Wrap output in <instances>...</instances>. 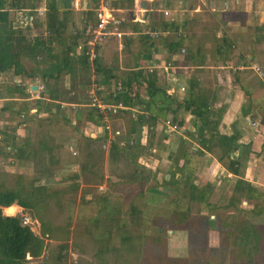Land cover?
<instances>
[{"label":"rangeland","instance_id":"rangeland-1","mask_svg":"<svg viewBox=\"0 0 264 264\" xmlns=\"http://www.w3.org/2000/svg\"><path fill=\"white\" fill-rule=\"evenodd\" d=\"M254 2H256L255 7L261 3L263 10L260 12L264 16V0H250L251 11L244 15L241 14L240 19L235 20V26L229 27L228 31L233 30L230 36L233 41L243 38L240 44L245 45L246 42L247 45H251L252 62L257 64L253 67L259 66L264 72V24H262L264 18L261 20L263 22L258 24L259 17L256 15L254 18L253 16ZM32 12H23L19 15L21 19L18 20L26 21V17ZM58 14L61 18L59 12ZM62 15L67 19L65 34L66 36L72 35L74 31L70 23L72 21L78 23L76 15L72 17L69 11L68 13L63 12ZM95 15L93 13L89 26H92L93 21L95 22ZM44 19L45 15L37 18L32 25L27 23L31 28L28 35L29 40L36 33L42 37L46 35L43 26ZM259 26L260 30H257ZM194 28H196V34L193 36V41L199 40L203 47H210L209 41L205 38V33L209 28L205 29L203 26L199 28L194 26ZM182 33L181 31L180 34ZM187 35L186 38L191 41L192 36ZM253 35L254 38H252ZM157 36L151 37L156 48H161L178 39L175 35H169L165 40ZM44 59V54L41 53L36 61ZM26 66L27 68L33 67V61H27ZM164 77L166 80H163ZM156 78L158 79L157 84L169 83L172 75L168 71V75L161 74ZM70 80L71 78L67 76L61 82L59 89L61 102L52 103L49 100L46 102L45 98L49 88L48 82L43 84L14 76L11 71L0 72L1 99L9 97L7 89L13 84L25 87L24 94H16L17 99L0 100V107L2 105L7 107L5 111L0 110V150L7 154L5 157H10L13 161L9 163L3 159L4 164L0 166V173H4V169L9 173L10 177L6 181L9 186L14 181L13 175H22L26 180L25 184L29 180H38L41 184H49L57 190L60 193V206L57 207L51 202L45 218L53 227L58 229L63 227L68 232L67 246L59 253L58 259L59 243L55 239H46L44 256L36 260L34 264H72L73 262L75 264H140L146 258L147 253L155 252L159 255L165 252L167 258L183 260L185 264H253L250 253L238 252V248L241 247L240 238L242 240L245 237L243 233L239 234L235 231L233 236L226 240L219 232L213 230L212 226L198 227V229L188 226L187 231L169 229L170 215L175 211L187 212L190 222L200 219L197 218L200 212L198 205L188 203V192L182 186L183 181H198L199 184L211 183L219 190L226 180L225 161L218 162L216 154L205 156L195 151L197 146L193 142L185 141L184 145L179 146L176 135L180 129L170 132L162 122L157 124L160 127L158 132L155 127L146 130L145 124L136 125L135 129L137 128L139 133L136 136L135 133L130 135L128 130L131 123L129 121L133 117L126 114L120 115V111L107 117L105 140L106 143L114 141L122 148V151L118 158L108 157L107 149L102 151V143L87 142L86 135H94V133L89 131L87 125L89 123L86 119L83 116L74 117L76 110L85 109V106L77 105L78 96L87 101L89 107H92L91 97L98 98L99 92L91 86L92 83L86 92L81 91L76 85L77 80L74 82ZM262 80L264 82V78ZM202 82L210 86L215 83L210 77L203 79ZM29 85L37 89L31 91ZM110 90L114 91L112 88ZM110 90L102 91V93L110 92ZM139 91L142 92V90L136 92ZM177 93L176 97L179 99L181 97L178 96L184 93V90L178 89ZM27 113L33 114L29 116ZM181 121L185 125V119ZM186 127H182L181 131ZM98 131L102 134L101 128H98ZM173 136L176 137L174 143L172 142ZM38 139H43L51 147L53 163L50 162V157L42 153L35 155L36 164L33 163L31 166L30 147H25L24 143L33 142L35 144ZM10 145H14L16 149L13 154L8 149ZM69 147L74 151V155L70 154ZM133 150L134 153L131 154ZM182 152L185 153L187 160L185 166H181L183 161L178 158ZM170 154L177 158L176 161L168 157ZM135 168L143 176L147 172L154 174V179L149 177L142 183L134 180L132 173ZM168 168L180 175H178L180 183L172 189L160 186L161 179ZM177 168H180V171L176 170ZM73 186H76V190L71 191ZM215 197L216 195L212 197V201ZM16 212L15 208L6 210L8 215ZM26 213L29 215V212ZM201 213L207 217L208 221L216 222L218 218L222 219L230 212L201 210ZM239 219L242 218L239 216ZM121 221L124 222L123 225L120 224ZM67 223L69 227H66ZM38 225L39 223L36 222L29 226L31 231L37 233L35 235L39 234ZM157 235L165 242L157 243L155 240ZM137 236L141 240L138 251L135 252L137 255L134 257L135 255L128 254L119 246L129 237L134 242ZM101 238H107L108 251L105 255L96 256V248L101 243L98 240Z\"/></svg>","mask_w":264,"mask_h":264},{"label":"trees","instance_id":"trees-1","mask_svg":"<svg viewBox=\"0 0 264 264\" xmlns=\"http://www.w3.org/2000/svg\"><path fill=\"white\" fill-rule=\"evenodd\" d=\"M96 5L97 0H95ZM118 5L123 9H132L133 0L115 2V7ZM41 6L45 8L43 26L46 35L42 37L36 33L29 40L28 35L31 32L30 24L27 25L26 21H19L21 19L19 15H22L25 11L26 13L29 11L32 12ZM64 13H68V11H64ZM58 15L56 0H0V72L11 71L14 76L37 80L43 84L48 82L49 88L46 97L52 103L60 101L61 93L59 89L61 82L67 76L71 78V82L77 80L76 85L81 91L86 92L90 85V65L86 55L88 49L86 46V37H82L76 33L66 36L67 19L62 14H60L62 16L61 18ZM92 16V12L85 13V20L90 22ZM150 16L155 17L156 14L151 12ZM126 21H129L128 17ZM153 23L157 24L156 18L149 24L150 27L155 28L156 25ZM94 24L95 22L93 21L91 25L93 26ZM160 24L163 29H172L174 32H184L187 28L186 24H182V26L167 22H160ZM124 26L122 23L120 28L123 29ZM133 30H136L135 27ZM215 30L216 27L213 30L211 38L215 48L211 51L210 58L216 62H223L228 59L233 40L226 35H223L221 39H216L214 37ZM186 36L188 35H180L177 40L169 43L167 48L168 58L184 53V55H181L182 61L195 67L193 73L188 77L185 89H183L184 96L178 99L167 94L165 90L158 86L154 72H143L141 68H138V64L135 61L138 59H149V55H144V52H147L153 46V43L149 39L140 35V50L143 54H139L134 59L130 71L116 72L115 70L105 69L101 66L97 58L92 62L94 67L93 72L98 76V79L95 80L97 84L107 85L111 79L120 81L119 88L112 92L102 93L100 100L104 105L120 104L122 109L119 111L136 107L141 113L139 117L144 118L145 116V120L140 119L135 124H146L150 129L156 127L158 123H165L166 121L179 128L182 125V121L178 119L179 113H188L191 117L190 125L192 131H184L179 139V146L189 141V143L193 142L197 146L196 151L201 154H216L218 162L225 161V171L233 178L237 177L241 159H237L238 155L236 152L238 149H242L241 155H247L250 145H239L236 135L226 131L223 123L225 106L215 108L213 105L215 97H211L210 100L205 97V91L200 88L201 82L198 74L201 72L200 68L203 66L204 55L207 51L204 49L201 41H190ZM78 45L82 46V50L77 54L74 62L70 58V52ZM41 53L44 54L45 59L36 61ZM27 61H33V67L27 68ZM139 89L144 90V99L136 93ZM24 90L25 88L23 86L13 84L12 87L7 89V96L10 97L18 93L24 94ZM77 105H83L85 109L76 110L74 117L83 116L89 123L87 125L90 132H96L97 128L102 129V134L97 135L94 139H90L86 135L87 142H100L103 144L106 141V130L103 129L104 126L101 122V116L96 113L94 107H89L87 101L80 96L77 98ZM245 114L246 112L243 113V115ZM107 144L108 157L118 158L122 148L114 141H110ZM24 145L27 148L30 147L29 153L33 152L34 157H36L35 149L38 148L42 152H47V155L50 157V162L53 161L51 147L43 139H38L35 144L33 142H27ZM8 148L10 151L15 150L14 145H10ZM262 148L264 150V141ZM106 149H102V151ZM2 152L0 150V155H7L5 153L3 155ZM133 153L134 150L131 154ZM168 157L175 161L177 159L174 158L175 156L173 154H170ZM178 158L183 161L181 166H185L187 161L185 153L182 152ZM176 170L180 171V168ZM132 175L134 180H138L141 183L147 181L149 177L154 179V174L147 172L143 176L139 174L137 168H135ZM176 176L177 173L168 168L161 179L160 186L170 189L176 187L180 183V179L177 180ZM9 177L7 173H0V264H34L36 260L44 256L46 239H55L59 243L58 259L59 253L67 246L66 238L68 232L63 227H59V229L53 227L46 220L45 214L51 202L57 207L60 206V193L49 184H41L38 180H29L25 184L26 180L22 175H13L14 181L9 186L6 183ZM33 181L36 182L34 183ZM230 184H233L231 189L228 187L231 191L230 195H220L217 200L212 201L211 197L214 192L213 186L210 183L199 184L198 181H183L182 186L188 192V203L198 205L200 212L197 218L200 219L190 222L191 220L188 219L187 212L175 211L170 215L169 229L187 231L188 226H192L195 229H198V227L203 228V226L206 228L212 226L213 230L219 232L224 239H230L237 227H239L235 215L241 211L240 194L246 189L248 193L247 197H254L252 186H246L244 181H238L236 179L235 181H230ZM74 190H76V186L71 187V191ZM12 205H16L22 210L29 212L30 218L39 223L38 235H35L29 226H22L19 217H7L1 214L2 208H7ZM201 210L207 212L219 210L225 212L231 211L232 214L226 215L222 219L218 218L216 222H213L208 221L207 217H204L201 213ZM251 212L256 215L260 214L264 212V206L257 202L253 205ZM4 213L6 214L5 211ZM201 214L203 217H200ZM120 224L123 225L124 222L121 221ZM66 227H69V223L66 224ZM245 237L251 243L248 246L245 245L238 248V252L242 254L250 253L253 264H262L264 262V225L250 224L248 227V236L245 235ZM140 240L141 238L137 236L134 243L133 239L129 237L121 242L119 247L128 254L135 255L134 257H136L137 254L135 252L138 251ZM155 240L157 243L165 242L164 239H160L159 235L155 237ZM98 241L101 243L96 248V256L105 255L108 251V240L107 238H101ZM144 251L146 252V248ZM163 253L160 255L157 252L147 253L146 258L140 264H185L183 260H171L167 258L165 252ZM72 264H75V262Z\"/></svg>","mask_w":264,"mask_h":264},{"label":"crops","instance_id":"crops-1","mask_svg":"<svg viewBox=\"0 0 264 264\" xmlns=\"http://www.w3.org/2000/svg\"><path fill=\"white\" fill-rule=\"evenodd\" d=\"M120 1L121 0H97V5L95 6V0H69V8L66 9L63 4V0H56L57 12L62 14L64 11H69L71 12L72 17L76 15L78 23H74V21H72L70 23V27L74 31L73 33H76L77 35H85L86 29L89 26V22L85 20V13H96L97 6L101 2L106 4L114 14L113 16L119 19L120 25L122 23L125 25L123 29L119 28L122 33L120 40L110 39L101 44L97 49V59L99 60L101 66L105 69L115 70L116 72L130 71L132 69L131 67L134 63V59L139 54H143L140 50V35H143V37L152 42V36H149L150 33H154L156 36L158 35L159 37H157L162 40L167 39L169 35H175L179 38L180 35L189 34L192 36L191 41H193V36L196 34V28H194V26H197L198 28L203 26L205 29L209 28L205 33V38L209 41L210 47H204L207 52L204 55L203 66L200 68L201 72L198 74V78L201 82L200 88L205 91V97L208 100H210L213 96L215 97V102L213 104L215 108L225 106L223 123L226 131L236 135L237 143L239 145H250L247 155H241L242 149H238L236 152L238 155L237 159H241L239 174L237 177L233 178L226 172L224 174L226 180L219 190L210 183L213 186L214 192L212 197L216 195L215 200H217L220 195H230L231 191L229 189H231V186L233 185L230 184V181H235L236 179L238 181H244L248 187L252 186L254 197L248 198V193L245 189V191L240 194L241 211L235 215L236 222H238L239 226L236 231L239 234L243 233V235L245 234L248 236V227L250 224L264 225V212L257 215L251 212L253 205L257 202L264 206V150L262 148L264 141V82L262 79L264 76L259 77L252 70V67L257 66V64L252 62L253 56L251 54V45H247L246 42L245 45L240 44V40L243 41V38H239V40L237 38V40L235 39L233 41V45L229 50L228 59L223 62L211 60L210 53L215 48L211 39L214 30L213 27H218V29L214 32V37L216 39H221L223 35H226L231 39L230 36L232 35L233 30L228 31V28L235 26V20H239L241 14L244 15L246 12L251 11L249 8L250 0H146V11L140 10L137 7V0H133L132 9H123L120 8L119 5L115 7V2ZM255 5L256 2L253 4V16L255 18L257 15V17H259L258 24H261L263 22L261 20H263L264 16L261 15L263 13H261L260 10H263V7L261 6V3L257 4L256 7ZM42 7L44 8V6H41L40 8ZM151 12H154L156 16L151 17ZM43 15H45V12ZM127 17L129 19L128 22L126 21ZM154 18H156L157 21V24L153 23L156 25V29L150 27L149 25L152 21H154ZM160 22L173 23L177 26L186 24L187 28L182 34H180L181 31L174 32L172 29H163ZM77 25L79 26L77 27ZM209 25L212 26V28H210ZM134 27L136 29L135 31L133 30ZM257 30H260V26ZM250 38L249 41L251 42ZM252 38H254V35ZM168 45L169 43L161 46V48H156L153 43V46L147 52H144V55H149V59H138L135 62H137L138 68H141L143 72H154L157 77L161 74H165L166 76L169 71L170 75H172L171 81H169V83L164 82L163 84L158 83V86L165 90L167 94L176 97L178 95V89H185L188 77L193 73L195 67L191 66L189 63H184L181 55H175L168 58ZM76 47H74L70 52V58L74 60V62L75 57L79 54L76 51ZM88 62L90 65V83H92L91 86L99 92L97 94L99 99L102 96V91H109L111 88L114 90L117 89L120 85V81L116 79H111L109 83L104 86L97 84L95 80L98 79V76L95 72H93L94 67L92 62L89 60ZM259 68L263 72L261 67ZM207 77H210L215 81L214 85L210 86L202 82L203 79H206ZM156 80L158 79L156 78ZM163 80H166V77H164ZM33 81L40 83L37 80ZM29 88L31 91H35L37 89V87L32 85H29ZM139 90H142V92L139 91L136 93L144 99V90ZM175 90L177 91L174 92ZM16 96L17 95L14 94L12 97L10 96L6 99L0 98V100H15L17 99ZM182 96H184V93L178 97ZM45 98L47 102L48 99L46 96ZM0 110H7L6 105H2ZM242 112H246V114L243 115ZM119 113L120 115L126 114L133 117V119L130 118L129 123L131 124L128 132L130 135H134L135 133L136 136L139 131L137 128L135 129V126L139 125L135 123L140 119L145 120V116L144 118H140L139 115L141 113L136 107L120 111ZM31 114L33 113H27L29 116H31ZM181 118L185 119V125L182 124L179 127L180 130L176 135L178 142L184 131H192V127L190 125V115L188 113H179L178 119L180 121L182 120ZM182 127H186V129L181 131ZM144 128L146 130H151L146 125ZM155 129L156 132H158L160 127L157 125ZM93 133L96 136L100 135L98 128L96 129V132ZM3 136L5 137L4 134ZM176 137L174 138L173 136V143L174 139L176 140ZM35 150L36 154L44 153L49 158L47 152H42L38 148ZM14 151H16V149L12 150V154ZM32 153H30L31 156L29 157L31 166L33 163L36 164ZM204 155L208 156L209 154ZM3 159L7 160L9 163H13V161L10 160V157L0 155V166L4 164ZM4 171V173H7L5 169ZM176 177L178 179V175ZM241 205H244L245 207H242ZM8 208H15L17 212L13 215H8L7 213L5 214L4 211L6 212ZM227 212H230L228 215L232 214L231 211ZM23 213H26V211L16 205L1 209V214L7 217H19ZM239 216L242 219H239ZM36 222V220H33V223L36 224ZM244 229L246 230V233L244 232ZM33 233L37 234L35 232ZM250 243L251 241L248 238L243 237L242 240L240 238V246H248Z\"/></svg>","mask_w":264,"mask_h":264},{"label":"built area","instance_id":"built-area-1","mask_svg":"<svg viewBox=\"0 0 264 264\" xmlns=\"http://www.w3.org/2000/svg\"><path fill=\"white\" fill-rule=\"evenodd\" d=\"M45 9L38 8L35 9L34 12L29 14L26 17V22L29 24H34V21L43 16ZM96 18L95 24L93 26H88L85 32L86 37V46L87 52L86 55L90 62H93L97 58V51L101 44L110 40L116 39L120 40L122 37V33L120 32V21L116 17L113 16L112 11L108 8V6L104 3H99L96 9ZM149 36L156 37V34L150 33ZM82 50V46L78 45L76 47V51L79 53ZM183 52V51H181ZM252 70L259 76L263 77L264 74L258 67H252ZM91 106L95 108L96 112L101 116V120L104 126V129L107 128V117L117 114L119 110L122 109L120 104L117 105H104L99 98L96 96L91 97ZM165 127L170 132L177 131L178 128L176 125L171 124L166 121ZM90 138H95L93 134L89 135ZM106 141L102 144L101 148L106 149ZM72 155H74V151L71 147L68 148ZM20 222L22 226H30L33 223V220L26 213H23L19 216Z\"/></svg>","mask_w":264,"mask_h":264},{"label":"water","instance_id":"water-1","mask_svg":"<svg viewBox=\"0 0 264 264\" xmlns=\"http://www.w3.org/2000/svg\"><path fill=\"white\" fill-rule=\"evenodd\" d=\"M137 1H138L137 7L140 10L146 11V4H145V1L146 0H137ZM63 4H64V6H65L66 9L69 8V0H63Z\"/></svg>","mask_w":264,"mask_h":264}]
</instances>
